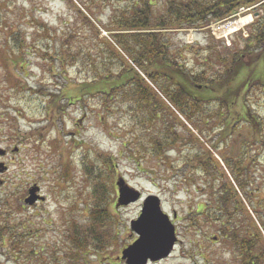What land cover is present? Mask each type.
Segmentation results:
<instances>
[{
	"label": "rangeland",
	"instance_id": "rangeland-1",
	"mask_svg": "<svg viewBox=\"0 0 264 264\" xmlns=\"http://www.w3.org/2000/svg\"><path fill=\"white\" fill-rule=\"evenodd\" d=\"M125 2L0 0V148L19 150L7 161L10 173L1 177V229H11L1 236L8 249L10 244L21 248L17 256L12 250H2L0 264H14L9 262V253L17 257V264H26L27 255L36 264L68 263L72 256L68 235L76 223L89 222L93 193L100 182L106 186L107 208L115 219L112 224L119 227V244L100 258L90 253L78 264H126L119 258L138 238L130 224L140 218L143 200L121 205V185L140 192L144 199L159 197L177 228L179 242L172 255L150 264H240L234 231L244 237L248 215L264 240V84L247 85L226 106L202 104L196 124L181 116L152 85L167 107L160 108L163 122L179 134L175 147L159 155L151 141L162 127H143L138 105L116 99L106 107L87 95L78 101L82 88L95 75L82 56L92 53L95 60L100 59V40L111 39L112 20ZM262 16L261 10L242 9L202 28L172 31L170 43L175 53L183 55L188 71L206 73L207 78L224 75L221 61L230 64L235 55L241 56L239 77L233 83L237 88L242 80L255 79L264 71V45L251 48L262 53L259 56L243 53V40ZM247 17H251L249 24L228 32V25ZM196 138L219 161L221 182H214L210 160L206 159L210 175L198 169ZM105 156L112 160L108 171L101 162ZM235 169L244 185L241 189ZM227 181L248 215L236 213L230 204L232 221H216L214 211H209L206 223L193 224L190 213L199 205L216 208L215 196L224 205L223 193H214L212 187ZM34 185L42 189L45 204L21 209L25 203L20 200Z\"/></svg>",
	"mask_w": 264,
	"mask_h": 264
},
{
	"label": "trees",
	"instance_id": "trees-1",
	"mask_svg": "<svg viewBox=\"0 0 264 264\" xmlns=\"http://www.w3.org/2000/svg\"><path fill=\"white\" fill-rule=\"evenodd\" d=\"M124 1L127 2L119 7L112 20L111 39L100 40L102 44L100 49L103 48L99 52L100 59L95 60L92 53L82 56L86 58L83 63H87L95 75L93 73L92 81L82 88L78 101L87 95L90 98L100 99L106 107L109 102L112 103L116 99L119 102L129 101L135 106L138 105L140 117L142 114L144 116L141 117L143 127L149 129L154 126L162 127L159 134L151 141L156 155H159V151L163 153L166 149L174 148L179 134L163 122L160 108L167 109V107L150 83L157 87L181 116L193 124H196L194 119L201 114L202 104L215 102L226 106L235 102V98L239 97L247 85L264 84L263 71L258 72L255 79H244L237 88L233 87L234 80H238L239 77L241 56L238 55L233 57L230 64L227 61H221L218 57V61H221L226 68L225 76L223 73L213 78H207L206 73L195 75L187 70L183 55L175 53L169 38L172 31L202 28L213 19L222 21L233 17L242 9L247 11L253 8V10H261L263 16L258 18L250 37L243 40L245 43L243 53L259 56L262 53H254L251 48L254 45L258 48L264 45V0ZM96 33L99 35L98 31ZM96 41H99L98 37ZM55 99L54 105L58 103ZM195 140L200 145L199 139ZM225 140L226 138L223 143ZM198 149L199 152L194 156L197 159L198 169L203 175H210L206 159L210 160L214 182H221L219 161L210 156L205 145H200ZM101 162L107 171L111 169V159H106L105 156ZM85 172L89 174V168H85ZM234 172L235 180L241 189L244 185L241 183L239 170L235 169ZM99 175L96 181L101 180ZM105 188L104 182L95 186L89 222L86 225L76 223L72 226L68 235L72 256H69L71 260L66 264H78L79 259L86 258L90 253L100 258L105 252L117 248L119 227L114 226L115 219L109 215ZM212 188L214 193H223L224 205L221 206L217 196L214 197L216 208L214 205L211 208L210 204L208 207L207 203L199 205L196 212L190 213L193 224L206 223V219L211 217L208 215L209 211H214L216 221H219V218L224 223L225 219L232 221L233 215L228 210L230 204L233 205L236 213L248 212L239 201L240 199L236 198V190L230 181H227L225 185L221 183L217 187L213 185ZM219 208H226L227 212ZM113 221L114 224H112ZM246 222L248 228L244 231L246 233H243V238H239L238 230L234 231L235 246L241 257L240 264H264V248L262 247L264 240L260 229L249 215ZM115 228L117 233L114 232ZM225 233L227 231H224Z\"/></svg>",
	"mask_w": 264,
	"mask_h": 264
},
{
	"label": "water",
	"instance_id": "water-1",
	"mask_svg": "<svg viewBox=\"0 0 264 264\" xmlns=\"http://www.w3.org/2000/svg\"><path fill=\"white\" fill-rule=\"evenodd\" d=\"M120 186V185H119ZM38 187L30 190L26 203L33 205L38 197ZM141 193L127 185L120 186V204L137 202ZM132 230L139 239L122 252L126 264H148L169 257L178 241L175 225L161 208V200L151 196L145 200L143 211L137 221L132 222Z\"/></svg>",
	"mask_w": 264,
	"mask_h": 264
},
{
	"label": "flooded vegetation",
	"instance_id": "flooded-vegetation-1",
	"mask_svg": "<svg viewBox=\"0 0 264 264\" xmlns=\"http://www.w3.org/2000/svg\"><path fill=\"white\" fill-rule=\"evenodd\" d=\"M16 152H19V150L17 148L16 149H13V150H8V149H2V148H0V185L1 186L4 185V181L1 179V177L10 173V167H9L7 161L9 162V158H10L11 154L12 153L15 154ZM29 192H30V190H28V196L22 198L20 200V202L23 201L25 203V200L29 197ZM36 196H38V199H37V201L32 206H29V205H26V204H24V205L21 204V209L27 208V210H32L34 208H38L39 206L44 205L45 202H46V197H44V194H43L41 188L36 193ZM1 220H2V217L0 216V240L1 239L4 240V241H1L2 243H0V252L2 250H8L9 252H10V250H12L15 253V256H17L19 254V250H21V248H16L17 247L16 245L10 244L9 249H8V247L6 246V243H5V242H7V241H5V236H1L3 234L1 232L4 231V233H11V229H9V226H2V229H1ZM3 222H6L5 225H8L7 224V221H3ZM6 255L8 256V258H10L12 260V261H9V262H13L14 264H17L16 263L18 261L17 257H15L14 255H11L10 253L9 254H6ZM25 263L26 264H36L33 261V258L30 255H27L26 256V262Z\"/></svg>",
	"mask_w": 264,
	"mask_h": 264
},
{
	"label": "bare ground",
	"instance_id": "bare-ground-1",
	"mask_svg": "<svg viewBox=\"0 0 264 264\" xmlns=\"http://www.w3.org/2000/svg\"><path fill=\"white\" fill-rule=\"evenodd\" d=\"M250 21H251V17L242 18V19L238 20L237 22H233L230 25H228L227 30H228V32H234L239 27H242L244 24L245 25L249 24Z\"/></svg>",
	"mask_w": 264,
	"mask_h": 264
}]
</instances>
